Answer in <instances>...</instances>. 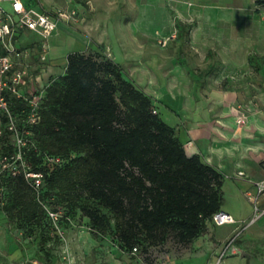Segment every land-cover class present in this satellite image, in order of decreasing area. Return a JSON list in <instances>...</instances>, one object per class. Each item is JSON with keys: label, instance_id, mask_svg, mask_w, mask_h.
<instances>
[{"label": "trees", "instance_id": "obj_1", "mask_svg": "<svg viewBox=\"0 0 264 264\" xmlns=\"http://www.w3.org/2000/svg\"><path fill=\"white\" fill-rule=\"evenodd\" d=\"M9 98L22 118L26 101ZM33 132L35 146L27 157L45 172L41 199L23 174L0 176L1 208L28 235L39 231L45 237L52 226L47 207L58 203L67 215L82 212L93 230L113 233L133 251L171 234L191 243L224 210L226 175L200 155L189 156L152 96L101 53L69 54L65 74L46 87ZM11 140L6 130L0 154L14 151ZM47 155L65 162L50 169Z\"/></svg>", "mask_w": 264, "mask_h": 264}, {"label": "rangeland", "instance_id": "obj_2", "mask_svg": "<svg viewBox=\"0 0 264 264\" xmlns=\"http://www.w3.org/2000/svg\"><path fill=\"white\" fill-rule=\"evenodd\" d=\"M108 3L114 35L129 42L143 28L142 51L138 47L136 52L134 41H121L117 48L125 76L152 96L163 117L171 111L166 103L176 102L187 108L183 111L198 113L200 123L224 117L244 127L251 116L264 115V4L258 0ZM3 6L12 9L9 2ZM126 51L138 54V59L131 55L128 61ZM83 52L116 60L111 46ZM156 57L161 67L158 77L151 73ZM59 61L63 71L66 57ZM241 186L235 176H225V208L236 223L211 222L191 243H181L171 234L148 249L138 245L137 251L125 250L111 232L97 233L82 212L67 215L58 203L48 206L58 219L51 217L45 237L39 231L28 235L9 222L0 204V264H130L137 259L145 264H264V252L255 257L246 248L253 234L264 230V215L253 222L256 203Z\"/></svg>", "mask_w": 264, "mask_h": 264}, {"label": "crops", "instance_id": "obj_3", "mask_svg": "<svg viewBox=\"0 0 264 264\" xmlns=\"http://www.w3.org/2000/svg\"><path fill=\"white\" fill-rule=\"evenodd\" d=\"M37 1L36 4L33 2L32 4L29 0H25L27 5L37 6L52 14H56L58 10H76L78 14L68 22L60 21L56 32L50 38L51 49L46 62L41 60L42 37L28 30L17 33L16 43L23 51V56L16 60L19 65L28 66L30 71V76L25 84L26 91L42 89L53 79L65 74L68 56L75 51L83 52L111 46L116 61L120 60L119 63L123 68L125 67L124 60L120 59L122 55H120L117 45L119 46L121 41L125 44L128 42V38L123 39V37L119 38L114 35V27L110 24L112 20L110 10L107 11L110 5L109 0ZM140 29L139 34L136 31L134 36L129 37L130 41L128 42H135L136 52L138 47L142 51L144 46L143 28ZM211 54L212 51L209 50L208 58H211ZM126 55L127 60L129 59L127 57L131 55L138 59V54H131L130 51H126ZM64 56L66 64L62 71L59 59ZM159 62L158 57L152 61L155 71L152 67L151 73L157 72L156 77L161 71ZM166 105L171 108V111L167 112L164 118L172 126L176 125L189 156L200 155L204 161L216 166L226 176L229 174L235 176L236 180L242 183L240 189H243L246 196L250 192L257 194L256 183L264 179V115H260L259 118L251 116L249 123L244 127H240L233 120L229 121L224 117H218L215 122L212 119L200 123L197 121L198 113H191L190 110L183 111L187 108L180 102L166 103ZM174 113L176 116L173 115ZM259 205L264 208V193L260 195ZM223 209H226L225 205ZM225 211L228 212L227 209ZM231 214L233 215V213ZM251 239H253L251 244L249 243L246 248L250 255L257 257L264 252V230L255 232ZM130 264L145 263L137 259Z\"/></svg>", "mask_w": 264, "mask_h": 264}, {"label": "built area", "instance_id": "obj_4", "mask_svg": "<svg viewBox=\"0 0 264 264\" xmlns=\"http://www.w3.org/2000/svg\"><path fill=\"white\" fill-rule=\"evenodd\" d=\"M5 2L11 4L10 11L3 6ZM77 14L76 10H58L56 14H52L37 6L27 5L25 0H0V137L7 130L14 144V151L0 154V176L6 172L13 176L23 174L35 189L39 200L45 183V172L33 168L27 152L35 146L33 127L41 121L42 101L47 86L26 91L25 84L30 71L28 66L19 65L16 60L23 56V51L16 43L17 33L28 30L40 35L41 60L46 62L51 49L50 38L56 32L60 21L68 22ZM162 42L167 44V40ZM9 95L26 101L27 108L22 118L12 112ZM64 162L62 156L47 155L45 158L50 169L61 166ZM256 187L257 194H248L256 203L253 222L264 215V208L259 205L260 195L264 193V179L258 181ZM47 208L50 216L58 219V213ZM213 221L224 225L236 223L237 219L222 210L214 215ZM134 250L137 251V248Z\"/></svg>", "mask_w": 264, "mask_h": 264}]
</instances>
